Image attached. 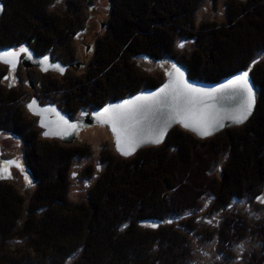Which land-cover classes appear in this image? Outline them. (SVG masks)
<instances>
[{
    "label": "trees",
    "instance_id": "1",
    "mask_svg": "<svg viewBox=\"0 0 264 264\" xmlns=\"http://www.w3.org/2000/svg\"><path fill=\"white\" fill-rule=\"evenodd\" d=\"M2 1L0 49L23 46L45 55L63 48L76 34L77 25L67 13L49 12L55 0ZM202 2L113 0L104 41L90 71L50 81L48 89L62 95V107L74 116L162 84L160 77L150 82L133 58L169 59L185 67L191 79L205 83L249 70L259 91L253 117L245 126L226 129L210 140L178 127L160 147L141 150L131 159L117 157L90 192L88 203L70 202L68 171L75 159L89 157L91 146L65 147L44 139L37 120L22 105V92L4 84L7 72L0 67V134L21 139L37 185L25 220L26 199L13 183L0 181V264H68L75 255L79 257L71 264H191L190 242L179 229L196 230L194 222L172 225L169 221L199 209L208 195L222 207L261 195L264 60L259 54L264 53V0L237 1L236 17L233 9L230 14L235 22L218 30L195 26ZM181 38L194 41L197 49L188 56L178 54L173 47ZM224 154L226 169L222 180H217L211 177L213 167ZM145 222L159 225L145 227ZM224 226L226 232L220 235L227 249L251 230L238 215L227 217ZM254 231L262 251L252 253L247 264H264V224ZM17 237L27 239L25 248H9Z\"/></svg>",
    "mask_w": 264,
    "mask_h": 264
},
{
    "label": "rangeland",
    "instance_id": "2",
    "mask_svg": "<svg viewBox=\"0 0 264 264\" xmlns=\"http://www.w3.org/2000/svg\"><path fill=\"white\" fill-rule=\"evenodd\" d=\"M112 1L113 0H55L54 3L52 2L53 6L48 9L50 13H67L65 16H67V18L69 17L72 22H75L77 25L75 36L72 38L70 35L71 41L66 42L64 47L58 49L57 52L45 54L51 56L52 62H59L67 67L64 74L53 71L43 72L35 67L25 68L22 63H20V66L17 69L12 70L8 67V65L0 63V67L5 68L7 72L4 84L9 88H16L22 92V105L24 109L37 120L38 126L39 117L31 114L28 108L30 101L33 98H37L41 105L53 104L66 112L62 107V95H55L51 89H48V84L50 81L55 82L56 79L61 80V77L64 75H69L70 77H81L86 72L90 71L89 69L94 62L96 49L99 43L104 41L103 39L107 31V26L114 9ZM237 1L203 0L194 16L195 26L198 29H202L204 25L219 27L214 28L213 30H218L220 27H224L225 25L227 26L228 22H231V9H233L232 14H234V16L236 12H238L235 8V3ZM246 13L249 15L251 12L249 10ZM240 18L241 17H239V19ZM236 21L239 22L242 21V19ZM232 22L234 23L235 20ZM180 41L185 42L183 48L177 46ZM28 48L31 49L30 47ZM12 49L18 50L19 48ZM173 49L176 50L178 54H186V56H188L193 53L197 47L194 41L181 38L174 43ZM31 50L34 51L33 49ZM259 58L264 60V53L259 54ZM133 61L146 71V74L151 79L150 82L156 81L155 78L157 77H160L164 82L170 71L173 69L172 66L180 65L179 63H173V60L163 59L161 61H157L145 56L135 57L133 58ZM246 71L252 77L251 72L249 70ZM256 90L258 104L259 91L258 89ZM112 101L116 100H111L109 102ZM94 110L95 109L91 111L89 109L82 110L78 114L70 116L73 120H76L82 114H91ZM178 127L179 126H176L172 130ZM39 128L42 131L44 139H49L51 141L57 140L62 146L75 147V145H83L84 148H90L91 146L89 151L90 153L88 154L89 157H85L84 159H75L74 164L68 171L70 180V191L68 192V197L70 202L88 203L90 192L95 188L96 183L102 179L106 169L108 167L110 168L111 162H113V160L117 157L124 158L116 151L114 137L108 127L98 125L85 127L74 137L73 140L69 142H64L60 138L46 137L44 135L45 130L40 126ZM222 132H224V130L219 134ZM213 137L200 140H210ZM78 148L82 149L84 152L87 151V149L81 147ZM136 154H134V156H136ZM134 156L125 159H131ZM227 160L228 156L225 154L219 158V161L213 167L212 178L222 180ZM3 161L15 162L18 166H6L3 164ZM139 170L137 169V171ZM74 173L75 175H73ZM141 175H143V173ZM0 181L13 183V185L16 186L15 188H17V190L26 199V220L27 217L30 216L29 207L31 205L32 194L34 193L37 185L33 180L29 168L27 167V159L24 154L22 141L16 136L0 134ZM259 197L264 199V189ZM242 201L243 203L235 200L230 202L227 207H222L221 205H216V198L208 195L207 197L202 198L199 209L188 213V215H185L180 219H176L175 221L171 220L169 222L172 225H182L187 220L194 222L193 225L197 228L196 230L194 229L193 231H188L184 228L179 229L184 230V234H186L188 241L190 242L191 250L193 252L191 264H247L249 262L248 257L252 253H260L262 251V245L253 232H255L254 228H256L257 225L262 226L264 224V204L260 203V201H258L255 197L246 198ZM231 215L240 216L242 220H245V222L251 226V230L245 233L247 236L242 240L241 238L239 240H235L236 242L233 240L231 243L233 246L232 249H227L223 243L225 240H223V237L220 235V231L223 233L224 231L226 232V230L222 231V229L225 228L224 222L225 219ZM22 225L20 227H22ZM142 225L145 227H157L159 223L145 222L142 223ZM26 244L27 239L17 237L15 240L11 241L8 246L13 250H17L25 248ZM238 245L243 246L242 250L238 248ZM81 254L82 253L79 255ZM73 257H75L76 260L79 256L75 255ZM75 260L71 258L68 261V264H71Z\"/></svg>",
    "mask_w": 264,
    "mask_h": 264
},
{
    "label": "water",
    "instance_id": "3",
    "mask_svg": "<svg viewBox=\"0 0 264 264\" xmlns=\"http://www.w3.org/2000/svg\"><path fill=\"white\" fill-rule=\"evenodd\" d=\"M4 12H5V5L3 1L0 0V18L3 17ZM8 49H12V48L0 49V52H4ZM27 49L31 53V58H29V55L27 53H20V55L15 60L14 67L10 64L4 63L3 61H0V63L8 65V67L12 70L17 69L20 66V63H22V65L25 68L35 67L43 72L53 71V72H59L61 74H64L66 72L67 67L59 62H52L50 55L37 56L34 51H32L29 48ZM45 57H47L48 59L45 60L44 59ZM57 65L59 66V68L56 67ZM176 67L179 68L183 73V77H182L183 81L195 86L197 89H201L204 90L205 92H209L210 96L213 97V98L204 97V105L206 106L205 110L208 112L209 116L214 122V130L210 131V134L207 136H201L197 131H194L190 127H185L184 124L178 122V120L171 119L170 114L167 112V110H165L164 113H157L155 115L148 113L144 116L136 117L130 120L129 122L130 125L138 133L137 136L135 137L137 146L133 151L130 152L129 155L125 156L122 155L121 149L128 150L130 146L129 143L126 141H122L120 147L118 148L117 136L116 133L112 131L111 123H102L101 120L97 118L98 113L101 116H103L102 110L109 104L112 105L121 104L123 101L131 100L133 97L136 96H141V95L147 96L152 93H157L158 90L162 88L164 85L173 82V80L175 79V74L173 69L170 71V73H173V75H170L169 73L167 79L158 87L153 89H146L137 94L128 96L126 98L109 102L106 105L98 109H95L91 114H82L76 120H73L70 115H68L66 112H64L56 105L53 104L41 105L37 98H33L30 101V103H32L33 101H35V103L32 105L31 110L30 109L29 110L31 114L39 117V126L45 130L44 135L45 133H47V135H45L46 137L60 138L64 142H69L73 140L74 137L85 127L91 125L108 127L111 134L114 137V141H115L114 144L116 151L120 154V156L124 158H130L134 156V154H136L139 150L146 147L161 146L162 144H164L168 134L175 126L181 127L183 130L192 133L199 139H207L209 137H213L219 134L221 131L227 128L242 126L251 119L252 115L256 110L258 96L256 90L257 88L249 73H248V83L253 89L254 103L251 106V110L247 116V119H245L242 123L234 122L233 118L238 114L240 106L244 102L243 99L240 98L239 96L234 95L231 91L228 90L220 91L221 85H227L229 81L233 80L236 76H239L242 72H247L246 70H241L233 75L223 78L218 82L205 83L191 79L185 67L181 65H178ZM60 68L63 69V72L59 70ZM165 121H168L169 123L167 128H165L163 131V137L160 140V143H154L153 141L155 139V133L159 129L163 128ZM3 164L9 167L11 166L17 167L18 165L17 163L12 161H3Z\"/></svg>",
    "mask_w": 264,
    "mask_h": 264
},
{
    "label": "snow or ice",
    "instance_id": "4",
    "mask_svg": "<svg viewBox=\"0 0 264 264\" xmlns=\"http://www.w3.org/2000/svg\"><path fill=\"white\" fill-rule=\"evenodd\" d=\"M184 41L178 43V47H184ZM20 53H27L31 58L29 50L21 46L18 50L8 49L0 52V61L6 64L15 66V60ZM45 60L48 58L45 57ZM59 68V66H56ZM175 74V79L172 83L164 85L157 93H152L147 96L141 95L133 97L131 100H125L121 104L107 105L103 110V116L99 113L97 118L102 123H111L112 131L117 136V146L121 145L122 141L129 143V149H121L122 155H129L131 151L137 146L135 137L137 131L130 125V120L136 117L144 116L148 113L153 115L157 113H164L165 110L170 114L171 119H176L178 122L184 124L185 127H190L197 131L201 136H207L210 131L214 130V122L205 110L204 97L213 98L209 92L197 89L195 86L188 84L182 80L183 73L175 65L172 66ZM63 72V69H59ZM173 75V73H170ZM228 90L234 95L243 99V104L240 106L238 114L233 118L234 122L242 123L251 110L254 103V93L252 87L248 83V72H242L233 80L229 81L227 85H221L220 91ZM33 101L28 105L31 110ZM168 121L164 122L163 128L155 133L154 143H160L163 137V131L168 126ZM47 135V133H45ZM18 166V165H17ZM75 175V173L73 174ZM260 203L264 204V199L256 197ZM243 203V201H241ZM258 218V217H257ZM170 222V221H169ZM242 245L238 248L242 250Z\"/></svg>",
    "mask_w": 264,
    "mask_h": 264
},
{
    "label": "bare ground",
    "instance_id": "5",
    "mask_svg": "<svg viewBox=\"0 0 264 264\" xmlns=\"http://www.w3.org/2000/svg\"><path fill=\"white\" fill-rule=\"evenodd\" d=\"M253 65H254V64H253ZM256 108H257V105H256ZM253 115H254V114H253ZM249 121H250V120H249ZM249 121H248V122H249ZM245 124H247V123H245ZM245 124H244V125H245ZM242 126H243V125H242ZM175 127H176V126H175ZM240 127H241V126H240ZM170 132H171V131H170ZM168 136H169V134H168ZM168 136H167V138H168ZM166 140H167V139H166Z\"/></svg>",
    "mask_w": 264,
    "mask_h": 264
}]
</instances>
